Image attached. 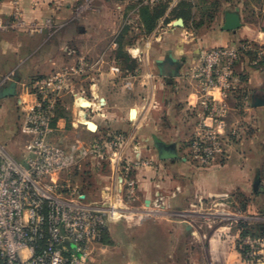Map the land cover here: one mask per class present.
I'll list each match as a JSON object with an SVG mask.
<instances>
[{
  "label": "crops",
  "instance_id": "0c3cea01",
  "mask_svg": "<svg viewBox=\"0 0 264 264\" xmlns=\"http://www.w3.org/2000/svg\"><path fill=\"white\" fill-rule=\"evenodd\" d=\"M142 4L154 14V0H119L113 9L98 0H0V21L4 23L0 28V83L7 79L0 91L16 82V95L0 98V150L18 163L27 161V115L37 102L29 85L65 73L55 94L51 143L69 152L73 148L81 151L119 135L122 142L117 156L124 162L125 174H129L126 165H135V175L128 176L134 183L135 198L127 199V179L119 177L116 193L111 195L114 188H106L100 201L113 202L117 195L122 196L126 209L135 216L123 219L125 222L135 226L147 215L152 224L175 230L197 215L190 209H199L202 202L250 191L257 170L254 157L247 154L239 138L247 125L252 128L256 123L254 114L264 111V87L253 85V75L244 86L235 77L231 89L205 97L193 75L203 55L217 48L238 47L243 34L220 30L189 47L190 34L185 28L175 30L158 20L148 33ZM174 7L168 6L160 19L167 18ZM133 31L143 36L123 42L124 33ZM260 38L257 34L252 40ZM171 57L180 65L177 77L160 71ZM206 98L214 101L219 117L206 109ZM231 99L236 110L230 108ZM238 110L246 118L238 116ZM233 111L238 117L229 120ZM89 123L96 125L95 131L88 128ZM201 125L224 140L219 163L207 168L199 167L190 156L189 144ZM155 142L174 146L177 159L161 160ZM75 154L80 160L79 153ZM189 237L194 238V233Z\"/></svg>",
  "mask_w": 264,
  "mask_h": 264
},
{
  "label": "rangeland",
  "instance_id": "374dc122",
  "mask_svg": "<svg viewBox=\"0 0 264 264\" xmlns=\"http://www.w3.org/2000/svg\"><path fill=\"white\" fill-rule=\"evenodd\" d=\"M98 1L105 2L111 9L119 3V0ZM171 4L175 6L173 12L159 22L177 30L174 23L182 19L184 27L178 30H188L189 47H196L212 33L219 32L227 13L238 12L242 27L237 32L242 33L243 38L238 45L233 78H239L238 84L244 86L250 84L249 77L253 75V85L264 87V0H154L153 8L161 12ZM95 6H98L97 2ZM144 8L148 6L142 4L140 9ZM135 23L133 17L131 25ZM257 34L261 38L253 42ZM141 36L140 32H126L122 41L134 42ZM144 40L146 42L147 37ZM127 67L134 69L133 65ZM70 103L67 99L66 105L70 106ZM229 103L230 108L236 107L233 99ZM238 111V116L246 118L245 112ZM234 113L230 114L229 120L238 117ZM253 117L256 121L254 128L247 125L239 138V142H244L247 154L254 157L257 170L249 192H234L224 200L202 202L199 209H190L197 212L195 217L174 227L178 230L152 224L147 215L135 226L123 219L114 221L101 245L91 254L90 264H264V111ZM116 138H120L119 135L110 137L104 146L108 155L99 167L87 161L80 171L74 173L75 184L81 193L97 203L103 202L100 201L101 191L106 188H114L111 195L116 193L119 177L128 180V176L135 175L134 164L132 167L126 165L129 174H125L124 162L117 156L120 147L112 144ZM143 219L145 224L138 226ZM186 227L191 230L186 231ZM192 233L194 238L189 237Z\"/></svg>",
  "mask_w": 264,
  "mask_h": 264
},
{
  "label": "built area",
  "instance_id": "2783aa9c",
  "mask_svg": "<svg viewBox=\"0 0 264 264\" xmlns=\"http://www.w3.org/2000/svg\"><path fill=\"white\" fill-rule=\"evenodd\" d=\"M3 25L0 21V28ZM237 59L238 47L217 48L203 55L193 75L205 97L231 89ZM65 78V73L54 74L29 85L37 102L27 115V161L18 163L0 150V264H90V256L101 245L110 223L135 217L126 209L124 197L93 202L75 184L74 173L82 164L101 165L108 155L104 152L107 141L71 152L51 143L55 94ZM5 83L7 79L1 81L0 89ZM205 102L209 113L219 117L214 101L206 98ZM112 144L120 147L121 139ZM189 148L192 160L207 168L223 154L224 140L212 128L201 125ZM126 186L127 199L133 200L134 183L127 180Z\"/></svg>",
  "mask_w": 264,
  "mask_h": 264
},
{
  "label": "water",
  "instance_id": "95a60500",
  "mask_svg": "<svg viewBox=\"0 0 264 264\" xmlns=\"http://www.w3.org/2000/svg\"><path fill=\"white\" fill-rule=\"evenodd\" d=\"M174 26L177 28L184 27L183 20L182 19L177 20L174 23ZM241 27H242V20L240 14L238 12H234V13L231 12L225 15L224 24L221 30L224 32H236ZM179 69H180V65L178 61L176 59H173L172 57L168 66L160 67V71L162 75H170L172 77H177L179 75ZM15 95H16V82L11 83L8 88L0 91V98L2 99L10 98ZM132 116H134V113L132 114ZM87 126L91 131L96 130V125H94L93 123H89ZM155 147L158 149L160 153L161 160L166 161V160L177 159V154L174 146H167L163 143L155 142ZM257 183H258V179H256V185Z\"/></svg>",
  "mask_w": 264,
  "mask_h": 264
},
{
  "label": "trees",
  "instance_id": "16d2710c",
  "mask_svg": "<svg viewBox=\"0 0 264 264\" xmlns=\"http://www.w3.org/2000/svg\"><path fill=\"white\" fill-rule=\"evenodd\" d=\"M163 12L164 11L157 12V10H155L154 14L151 15L147 8L142 10V16L148 33L152 31L156 22L163 16ZM54 126H55V122H54Z\"/></svg>",
  "mask_w": 264,
  "mask_h": 264
}]
</instances>
